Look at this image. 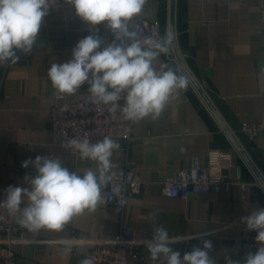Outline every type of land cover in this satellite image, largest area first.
I'll return each mask as SVG.
<instances>
[{
  "label": "crops",
  "instance_id": "obj_1",
  "mask_svg": "<svg viewBox=\"0 0 264 264\" xmlns=\"http://www.w3.org/2000/svg\"><path fill=\"white\" fill-rule=\"evenodd\" d=\"M170 10L171 0H146L139 16L157 21L165 36L170 35ZM97 27L104 42L110 43L111 33ZM175 28L186 65L252 164L184 71L171 42L169 52L161 54L155 66L178 70L188 78L187 88L173 94L158 119L137 121L131 140L111 138L118 145L111 166L127 165L139 173L142 191L129 193L119 211L102 199L94 211L74 217L59 232L25 228L24 238L14 243L18 264H81L93 242L115 236L124 227L136 230L137 250L149 255L143 242L151 239L152 224L165 227L170 237L197 235L172 245L182 254L211 241L209 254L215 264H226L225 257L244 264L246 255L256 251L244 247L240 220L264 208V183L257 174L264 179V137L251 136L242 126L264 123V0H175ZM89 34V26L71 7L51 10L32 52H17L16 64L0 66V186L28 187L25 176L36 172L31 165H21L36 156L58 157L81 174L96 170L95 161L82 160L54 144L50 130L52 107L75 99L87 83L73 95H60L47 74L52 63L70 60L77 42ZM211 149L228 154L230 165L224 171L230 179H237L240 168L244 189L239 183L229 192L191 193L188 198L163 194L162 184L170 175L189 169L196 155L205 163ZM25 204L26 199L21 207Z\"/></svg>",
  "mask_w": 264,
  "mask_h": 264
},
{
  "label": "clouds",
  "instance_id": "obj_2",
  "mask_svg": "<svg viewBox=\"0 0 264 264\" xmlns=\"http://www.w3.org/2000/svg\"><path fill=\"white\" fill-rule=\"evenodd\" d=\"M76 17L89 26L91 34L79 40L72 50V58L52 63L48 77L60 95H73L87 83L89 99L94 104L110 106L124 119L137 122L147 117L158 119L165 106L178 90L186 89L188 78L178 70L155 62L170 50L171 36H144L135 31L131 22L143 10L146 0H64ZM51 0H0V66L16 64L17 52L29 54L37 43L42 21L49 15ZM108 30L113 39L105 43L97 26ZM123 100L121 105L119 102ZM79 153L82 160L97 163L96 170L83 173L64 166L58 157L36 156L27 159L21 167L31 165L35 176H25L28 187L9 186L6 198L0 202L10 217L31 232L62 231L74 217L85 211H94L102 202L101 188L111 180V156L118 148L110 137L95 143L89 139H70L65 144ZM26 204L21 207L22 203ZM125 201L119 202L123 207ZM159 213L153 214V220ZM249 231H256L259 243L255 252L246 255L244 264H264V208L241 217ZM151 239L144 246L151 264H215L210 256L212 243L204 240L202 246L193 245L183 254L174 243H183L193 237H170L165 227L152 224ZM226 264H239L225 257ZM81 264H93L86 257Z\"/></svg>",
  "mask_w": 264,
  "mask_h": 264
},
{
  "label": "built area",
  "instance_id": "obj_3",
  "mask_svg": "<svg viewBox=\"0 0 264 264\" xmlns=\"http://www.w3.org/2000/svg\"><path fill=\"white\" fill-rule=\"evenodd\" d=\"M51 10L66 11L70 8L64 0H51ZM132 28L144 36L164 37L157 21H149L137 16L131 22ZM88 88L78 93L75 99H68L65 103L55 105L51 109V136L54 144L67 149L71 154L78 156V152L65 144L68 140L94 138H124L131 140L134 126L137 122L124 119L117 111H109L110 106L94 104L89 99ZM121 105L123 100L119 102ZM242 130L255 136L264 137V123L255 122L244 124ZM230 165V158L221 149H211L207 160L202 162L199 156L192 158L189 169H181L170 175L162 184L163 194L168 197L188 198L191 193H209L225 190L229 192L234 185L241 183L240 168L237 169V179H230L224 171ZM109 175L111 180L101 191V198L108 204L119 207L121 200L125 201L129 193H140L144 181L139 173L127 165H112ZM6 187L0 186V202L6 198ZM123 204V206L125 205ZM241 239L244 247L257 249L259 243L255 237L256 231H249L241 222ZM25 228L17 223L16 217H10L3 207H0V264H18L14 243L24 238ZM139 238L136 230L124 227L112 237H104L93 242L85 253L91 257L93 264H151L147 254L137 250ZM157 264H161L158 261Z\"/></svg>",
  "mask_w": 264,
  "mask_h": 264
},
{
  "label": "water",
  "instance_id": "obj_4",
  "mask_svg": "<svg viewBox=\"0 0 264 264\" xmlns=\"http://www.w3.org/2000/svg\"><path fill=\"white\" fill-rule=\"evenodd\" d=\"M169 33H170V36H171V41H172V45H173V48H174V52H175V54H176V56H177V58H178V60H179V62L181 64V66L183 67L184 71L187 73L188 77L194 83V85L196 86V88L198 89V91L200 92V94L202 95V97L204 98V100L206 101V103L208 104V106L210 107V109L213 111V113L215 114V116L217 117V119L220 121V123L222 124V126L227 130L228 134L233 139V141L236 144V146L240 149V151L244 154V156H246V158L252 164V162L250 161L249 157H247L244 149L242 148L240 142L237 140V138L235 137V135L232 133V131L230 130V128L228 127V125L224 121L223 117L220 115V113L216 109L215 105L213 104V102L209 98L208 94L205 92V90L203 89V87L200 85V83L194 77V75L192 74V72L190 71V69L188 68V66L186 65V63H185V61H184V59H183V57H182V55L180 53V50H179L178 44H177V39H176V28H175V0H171ZM257 174H258L260 180L264 183L263 177H261V175L258 172H257Z\"/></svg>",
  "mask_w": 264,
  "mask_h": 264
}]
</instances>
